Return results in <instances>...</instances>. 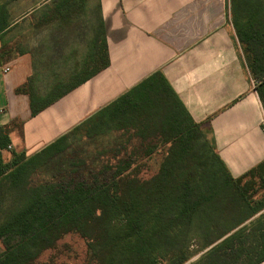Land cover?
I'll return each instance as SVG.
<instances>
[{"label":"trees","instance_id":"obj_1","mask_svg":"<svg viewBox=\"0 0 264 264\" xmlns=\"http://www.w3.org/2000/svg\"><path fill=\"white\" fill-rule=\"evenodd\" d=\"M230 5L264 108V0H230ZM93 49L94 68L67 85L64 72L35 65L17 89L29 97L32 116L109 67L102 23ZM114 132L157 141L165 150L152 177L142 178L138 164L121 160L71 187L31 186L39 170L69 149L72 137ZM9 135L0 125V264H35L70 233L87 241L99 264H186L191 247L206 251L194 264L264 262V163L233 177L160 71L33 156L9 149ZM153 149L145 155L151 157ZM4 151L11 153L8 161ZM103 173L109 178L100 180Z\"/></svg>","mask_w":264,"mask_h":264},{"label":"crops","instance_id":"obj_2","mask_svg":"<svg viewBox=\"0 0 264 264\" xmlns=\"http://www.w3.org/2000/svg\"><path fill=\"white\" fill-rule=\"evenodd\" d=\"M230 7V0H0V125L12 149L37 154L160 71L231 175L255 169L264 163V108ZM101 23L109 67L32 116L17 89L35 65L67 73L87 48L91 56Z\"/></svg>","mask_w":264,"mask_h":264},{"label":"rangeland","instance_id":"obj_3","mask_svg":"<svg viewBox=\"0 0 264 264\" xmlns=\"http://www.w3.org/2000/svg\"><path fill=\"white\" fill-rule=\"evenodd\" d=\"M89 52L90 49L87 48L84 57L71 60L68 65V72L61 74L63 84L73 83L82 78L84 73L94 68L95 65L90 62V56L85 57ZM40 70H44V68H40ZM151 148L154 149L151 157H148L145 153ZM164 152L165 150L160 148L157 141L142 142L138 138L132 136L129 138L120 132L94 139L85 138L83 134H78L71 139L69 149L48 166L39 170L32 177L30 183L32 187L44 184L71 187L76 182L91 181L92 176L101 173L104 167L115 165L121 160L138 164L142 168L141 177L148 179L158 171L164 159ZM3 157L5 161H8L11 153L4 151ZM109 176V173H103L99 179L103 180ZM190 252L192 256L186 264L197 263L206 251L191 247ZM248 263L249 259L246 258L240 264ZM35 264L99 263L93 259L87 241L78 234L70 233L63 236L53 249L45 251Z\"/></svg>","mask_w":264,"mask_h":264},{"label":"built area","instance_id":"obj_4","mask_svg":"<svg viewBox=\"0 0 264 264\" xmlns=\"http://www.w3.org/2000/svg\"><path fill=\"white\" fill-rule=\"evenodd\" d=\"M9 71V69H5V73H7ZM261 127H262V131H263V134H264V119L262 120V123H261ZM9 149H12L11 146H9Z\"/></svg>","mask_w":264,"mask_h":264}]
</instances>
